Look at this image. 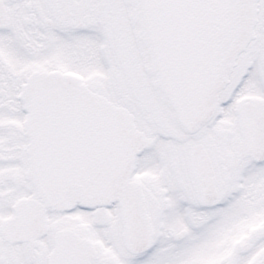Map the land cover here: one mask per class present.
Wrapping results in <instances>:
<instances>
[{
    "label": "snow or ice",
    "instance_id": "obj_1",
    "mask_svg": "<svg viewBox=\"0 0 264 264\" xmlns=\"http://www.w3.org/2000/svg\"><path fill=\"white\" fill-rule=\"evenodd\" d=\"M0 264H264V0H0Z\"/></svg>",
    "mask_w": 264,
    "mask_h": 264
}]
</instances>
